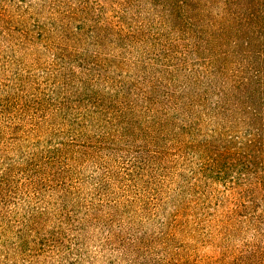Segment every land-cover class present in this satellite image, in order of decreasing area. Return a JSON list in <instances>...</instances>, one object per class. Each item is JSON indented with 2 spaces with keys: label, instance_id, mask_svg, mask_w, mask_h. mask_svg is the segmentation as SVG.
<instances>
[{
  "label": "trees",
  "instance_id": "16d2710c",
  "mask_svg": "<svg viewBox=\"0 0 264 264\" xmlns=\"http://www.w3.org/2000/svg\"><path fill=\"white\" fill-rule=\"evenodd\" d=\"M0 264H264V0H0Z\"/></svg>",
  "mask_w": 264,
  "mask_h": 264
},
{
  "label": "rangeland",
  "instance_id": "374dc122",
  "mask_svg": "<svg viewBox=\"0 0 264 264\" xmlns=\"http://www.w3.org/2000/svg\"><path fill=\"white\" fill-rule=\"evenodd\" d=\"M8 47H6V51L4 53L5 58H7V77L4 79L5 81L13 78V74L15 72L23 74L25 77L30 76L35 80L34 87L38 89V66L32 65V59L23 53L24 48L18 49V46L14 45V43H8ZM25 51V50H24ZM18 60V61H17ZM17 61V63H16ZM17 91H27L30 94L35 91L33 87L30 85L22 86Z\"/></svg>",
  "mask_w": 264,
  "mask_h": 264
}]
</instances>
